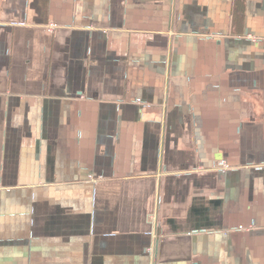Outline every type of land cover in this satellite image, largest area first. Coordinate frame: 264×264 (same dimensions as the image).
Here are the masks:
<instances>
[{"label":"crops","instance_id":"1","mask_svg":"<svg viewBox=\"0 0 264 264\" xmlns=\"http://www.w3.org/2000/svg\"><path fill=\"white\" fill-rule=\"evenodd\" d=\"M0 264H264V0H0Z\"/></svg>","mask_w":264,"mask_h":264},{"label":"built area","instance_id":"2","mask_svg":"<svg viewBox=\"0 0 264 264\" xmlns=\"http://www.w3.org/2000/svg\"><path fill=\"white\" fill-rule=\"evenodd\" d=\"M55 27H56L55 25L52 26V28H55ZM222 166L225 167V164L224 165L222 164ZM90 178H93V177L90 175Z\"/></svg>","mask_w":264,"mask_h":264}]
</instances>
